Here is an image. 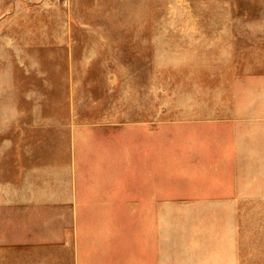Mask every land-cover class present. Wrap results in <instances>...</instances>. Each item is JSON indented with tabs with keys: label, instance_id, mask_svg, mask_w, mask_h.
Returning <instances> with one entry per match:
<instances>
[{
	"label": "rangeland",
	"instance_id": "obj_1",
	"mask_svg": "<svg viewBox=\"0 0 264 264\" xmlns=\"http://www.w3.org/2000/svg\"><path fill=\"white\" fill-rule=\"evenodd\" d=\"M0 264H264V0H0Z\"/></svg>",
	"mask_w": 264,
	"mask_h": 264
},
{
	"label": "crops",
	"instance_id": "obj_2",
	"mask_svg": "<svg viewBox=\"0 0 264 264\" xmlns=\"http://www.w3.org/2000/svg\"><path fill=\"white\" fill-rule=\"evenodd\" d=\"M57 203L58 202L55 200L54 197L53 198H48L47 197V200H43L42 202L36 201V203H35V215L37 217H39V216H44V217L53 216L54 215V210L56 209L55 206H56ZM79 207H81V206H79ZM65 208L66 209H68V208L73 209L75 207L66 206ZM64 216H67V213H65Z\"/></svg>",
	"mask_w": 264,
	"mask_h": 264
}]
</instances>
